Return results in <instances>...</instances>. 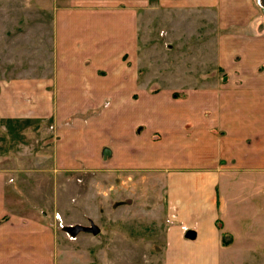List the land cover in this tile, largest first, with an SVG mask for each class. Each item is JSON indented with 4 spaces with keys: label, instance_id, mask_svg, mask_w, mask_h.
I'll use <instances>...</instances> for the list:
<instances>
[{
    "label": "crops",
    "instance_id": "1",
    "mask_svg": "<svg viewBox=\"0 0 264 264\" xmlns=\"http://www.w3.org/2000/svg\"><path fill=\"white\" fill-rule=\"evenodd\" d=\"M165 1L191 20L181 35L198 62L182 89L153 93L135 64L139 0H49L51 74L0 79V164L155 176L163 264H264V0ZM48 139V153L34 150ZM14 174L0 167V264H101L102 230L69 240L56 217L20 212Z\"/></svg>",
    "mask_w": 264,
    "mask_h": 264
},
{
    "label": "rangeland",
    "instance_id": "2",
    "mask_svg": "<svg viewBox=\"0 0 264 264\" xmlns=\"http://www.w3.org/2000/svg\"><path fill=\"white\" fill-rule=\"evenodd\" d=\"M174 1L180 0L171 2ZM47 5L49 0H0V79L51 74L53 15L45 12ZM139 5L135 64L141 83L151 85L153 93L158 89L180 90L191 80L185 70L195 69L198 62L194 46L185 45L181 35L193 33L191 20H185V14L172 13L165 0H139ZM51 145L48 139L35 144L34 150L48 153ZM110 155V150L103 151L104 158ZM49 166L38 168L34 160L14 156L0 164L15 170L16 178L11 184L15 195L26 204L20 212L39 217L43 212L52 216L50 219L56 217V229L69 240L72 236L67 228L98 226L102 230L100 240L108 247L101 264H163L168 210L164 186L155 176L147 179L137 173L127 181L119 176L117 181L114 173L93 171L71 178L68 173L53 172V166ZM57 192L58 201L53 199ZM260 228L264 229V223L257 229ZM116 232L122 235L119 242ZM118 244L124 247L121 251L116 250ZM86 256L83 253L82 260H89Z\"/></svg>",
    "mask_w": 264,
    "mask_h": 264
},
{
    "label": "water",
    "instance_id": "3",
    "mask_svg": "<svg viewBox=\"0 0 264 264\" xmlns=\"http://www.w3.org/2000/svg\"><path fill=\"white\" fill-rule=\"evenodd\" d=\"M71 236H76L80 233H90L94 236H97L101 233V230L98 226L92 225L91 227H85V226H77L73 228H67L66 230ZM196 234L192 231L187 233L188 239H195Z\"/></svg>",
    "mask_w": 264,
    "mask_h": 264
},
{
    "label": "trees",
    "instance_id": "4",
    "mask_svg": "<svg viewBox=\"0 0 264 264\" xmlns=\"http://www.w3.org/2000/svg\"><path fill=\"white\" fill-rule=\"evenodd\" d=\"M223 243H224V245H228L230 243V241L227 240L226 235H224Z\"/></svg>",
    "mask_w": 264,
    "mask_h": 264
}]
</instances>
